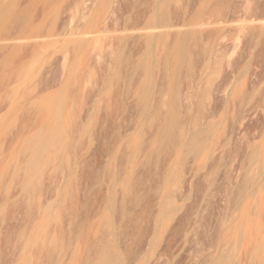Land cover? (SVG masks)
I'll use <instances>...</instances> for the list:
<instances>
[{"label": "rangeland", "instance_id": "rangeland-1", "mask_svg": "<svg viewBox=\"0 0 264 264\" xmlns=\"http://www.w3.org/2000/svg\"><path fill=\"white\" fill-rule=\"evenodd\" d=\"M262 234L264 0H0V264H264Z\"/></svg>", "mask_w": 264, "mask_h": 264}, {"label": "bare ground", "instance_id": "bare-ground-1", "mask_svg": "<svg viewBox=\"0 0 264 264\" xmlns=\"http://www.w3.org/2000/svg\"><path fill=\"white\" fill-rule=\"evenodd\" d=\"M259 210H260V209H259ZM248 230H250V229H248ZM261 230H262V229H261ZM252 231H253V230H252ZM253 233H254V231H253ZM262 233H263V232H262ZM250 234H251V233H250ZM247 235H248V232H247ZM247 235H246V236H247ZM256 235H258V233H257ZM263 235H264V234H262V238H264ZM221 236H222V235H221ZM252 236H253V234H252L250 237H252ZM250 237H249V240L251 239ZM254 238H255V235H254ZM256 238H257V236H256ZM246 239H248V238L246 237ZM251 240H252V239H251ZM253 240H254V239H253ZM221 241H222V238H221ZM247 243H248V242H247ZM251 243H252V245H253V242H252V241H251ZM249 245H250V244L248 243L247 246L250 247ZM246 248H247V247H245V249H246ZM250 249H251V248H250ZM262 252H263V251H262ZM247 254H248V253H247ZM214 259H215V258H214ZM247 261H248V260H247ZM247 261H246V263H247ZM258 262H259V261H258Z\"/></svg>", "mask_w": 264, "mask_h": 264}]
</instances>
